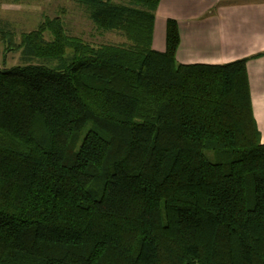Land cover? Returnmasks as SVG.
<instances>
[{
  "label": "trees",
  "instance_id": "16d2710c",
  "mask_svg": "<svg viewBox=\"0 0 264 264\" xmlns=\"http://www.w3.org/2000/svg\"><path fill=\"white\" fill-rule=\"evenodd\" d=\"M74 1L124 42L0 19L17 61L0 69V264H264L248 59L179 64L173 19L155 51L161 0Z\"/></svg>",
  "mask_w": 264,
  "mask_h": 264
},
{
  "label": "crops",
  "instance_id": "0c3cea01",
  "mask_svg": "<svg viewBox=\"0 0 264 264\" xmlns=\"http://www.w3.org/2000/svg\"><path fill=\"white\" fill-rule=\"evenodd\" d=\"M156 16L155 51L166 50L168 20L179 24V64L248 59L253 112L264 142V0H161Z\"/></svg>",
  "mask_w": 264,
  "mask_h": 264
},
{
  "label": "rangeland",
  "instance_id": "374dc122",
  "mask_svg": "<svg viewBox=\"0 0 264 264\" xmlns=\"http://www.w3.org/2000/svg\"><path fill=\"white\" fill-rule=\"evenodd\" d=\"M58 15L65 21L69 33L81 36L92 45H100L105 42L118 44L125 40L119 35L97 32L93 22L88 20L85 11L77 6L74 0H28L19 3L0 0V19L8 20L18 32L34 30L44 17L54 18ZM2 54L3 49L0 45V69L17 64L16 59L9 56L8 64L5 66ZM206 156L210 162L220 164L229 162L231 159L230 154L226 152L206 151Z\"/></svg>",
  "mask_w": 264,
  "mask_h": 264
}]
</instances>
